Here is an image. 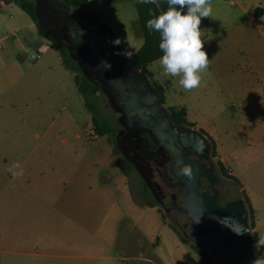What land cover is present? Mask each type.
<instances>
[{"label": "rangeland", "instance_id": "rangeland-1", "mask_svg": "<svg viewBox=\"0 0 264 264\" xmlns=\"http://www.w3.org/2000/svg\"><path fill=\"white\" fill-rule=\"evenodd\" d=\"M137 1L107 8L122 41L127 30L144 43ZM200 28L212 61L200 87L184 91L178 78L159 76L154 62L146 74L163 87L168 112L186 108L191 128L214 132L231 159L226 174L203 133L207 167L220 178L214 184L220 204L240 200L247 208L243 190L264 201V0H212ZM32 54L20 51L31 66L29 95L14 104L3 96L0 108V264H203L188 213L159 205L136 170L122 178L115 133L100 134L77 88L75 77L85 75L79 61L78 70L65 69L51 50ZM97 103L115 130L117 114L104 92ZM183 199L184 193L179 205Z\"/></svg>", "mask_w": 264, "mask_h": 264}, {"label": "flooded vegetation", "instance_id": "flooded-vegetation-1", "mask_svg": "<svg viewBox=\"0 0 264 264\" xmlns=\"http://www.w3.org/2000/svg\"><path fill=\"white\" fill-rule=\"evenodd\" d=\"M36 2L39 23L42 27L45 23L53 32L46 33L54 39H57L56 36L63 37L64 41L61 42L66 44L72 58L79 61L88 80L99 87L97 96L104 92L108 97L109 106L117 114V127L114 130L117 145L124 154V159L140 174L149 195L169 212L177 206L180 209L182 204L179 205V197L184 193L185 198L188 192L186 184L181 183L180 178L173 172L174 152L156 133L155 124L163 123V129L170 133L173 145L181 150L185 161L202 165L200 179L216 193L219 205H227L228 203L220 204V192L214 186L220 178L207 167V159L204 157L208 151L198 154L181 141L180 133L185 128H191L190 125L177 123L168 111L160 114L161 116L151 113V120L144 119L139 114L131 116L127 113L128 102L135 92L147 94L150 90L157 91L153 81L143 70L116 54L110 43L111 37L101 21L89 10L76 8L70 0ZM97 23L101 24L98 29L94 28ZM136 70L140 73L136 74ZM144 75L148 78L146 89L141 86ZM107 118L112 124L113 119ZM209 154L212 155V150ZM183 166L182 164L181 168Z\"/></svg>", "mask_w": 264, "mask_h": 264}, {"label": "water", "instance_id": "water-1", "mask_svg": "<svg viewBox=\"0 0 264 264\" xmlns=\"http://www.w3.org/2000/svg\"><path fill=\"white\" fill-rule=\"evenodd\" d=\"M72 9L74 10V6ZM100 25L97 23L94 28L98 29ZM135 73L139 74L140 71L136 70ZM141 82V86L146 89L148 78L145 75ZM127 113L131 116L139 114L142 118L151 120V113L161 116L168 112L161 104L158 93L150 90L147 94L135 92L128 102ZM155 126L156 133L175 154L173 172L188 189L180 209L188 212L194 221L195 226L190 231L198 237L200 246L208 253L213 264H253L255 259L264 258L259 247H256L257 239L253 235L244 202L237 200L225 206L219 205L216 193L200 179L202 165L185 161L181 150L173 145L170 133L163 129L164 124L157 123ZM180 138L193 152L203 154L209 150V140L196 129L185 128L180 133ZM182 164L191 166V178L181 174Z\"/></svg>", "mask_w": 264, "mask_h": 264}, {"label": "clouds", "instance_id": "clouds-1", "mask_svg": "<svg viewBox=\"0 0 264 264\" xmlns=\"http://www.w3.org/2000/svg\"><path fill=\"white\" fill-rule=\"evenodd\" d=\"M143 2L154 4L158 8L160 5V0ZM166 2L167 10L147 21V28L160 34L159 49L163 55L154 63L160 66L159 76L178 78L176 79L178 86L184 91H191L201 86L203 74L212 62L207 52L203 50V36L206 32L200 28L202 18L211 16L212 0H166ZM122 42L135 52L143 43V39H138L126 30L123 41L120 38L110 41L114 46H119ZM134 52L125 49L124 52L116 54L131 59ZM15 167L20 166L17 164ZM180 171L182 175L191 178L190 165L183 166ZM13 174L16 176L20 173ZM261 245H264V235L260 236L256 247ZM253 264H264V258L255 259Z\"/></svg>", "mask_w": 264, "mask_h": 264}, {"label": "trees", "instance_id": "trees-1", "mask_svg": "<svg viewBox=\"0 0 264 264\" xmlns=\"http://www.w3.org/2000/svg\"><path fill=\"white\" fill-rule=\"evenodd\" d=\"M70 2L76 8H81L84 10H89L90 5H91V2L89 0H70ZM11 3L18 4L25 12H27L31 16V18L35 21V23L38 27L39 33L42 36H45L52 41L51 47L60 53L64 65L68 69L78 70V67L74 63V59L72 58L66 44L57 40V39H54L50 35H48L44 31L41 24L39 23L38 17H37V2H36V0H0V6L9 5ZM136 7H137L138 14H139V22H140V26H141V29L143 32L144 43L141 46V48L138 50V52L132 56L131 59H128L124 55H121V56L124 59L128 60V62L131 63L133 66H135L138 69L143 70L146 73L147 72L146 68L151 63L158 60L163 55V53L159 49L160 34L158 32H155L154 30L150 31L147 28V21L149 19H152L155 16H158L159 14H161L162 11H166L168 5H167L166 0H160V5L158 8L154 4L144 3L143 0H140L137 2ZM184 11L186 12L187 9H184ZM262 13H263V9L257 8L256 15L261 16ZM93 15L96 16L95 13H93ZM101 23H102L103 27L108 31V33L111 37V41L115 40L116 39L115 30L108 23H103V22H101ZM112 47L114 48V50L117 53L118 52H120V53L124 52L120 45L114 46L112 44ZM75 82H76V85H77V88H78L80 94L83 96V98L85 100V105L94 114V120H95V125H96L97 130L103 136L113 134L114 128L112 127L110 119L107 118L105 115H103V113H102V111H101V109L97 103V92L99 91V87L96 84L89 81L85 75H83V76L77 75L75 77ZM154 86H155V89H156V91L160 97L161 103L164 104L165 103V97H164L163 87L157 82H154ZM169 113H171L172 118L175 119L177 121V123L192 126L191 122L188 119V113H187L186 108L171 107L169 109ZM202 132L205 135H207V137L209 138V140L212 144V155H214V156L218 155L217 145H216V142H214V138L211 135H209L208 133H206V131L203 130ZM218 164H219L220 169L224 173L226 172V174H228L227 172H228L229 167H227L220 159L218 161ZM121 166H122V169L124 170V172L126 174H130L133 171V167L125 159H123V161L121 162ZM230 178H232L239 185H241L240 181L235 176H233L232 174L230 175ZM243 195L247 201V210H248L249 217H250L251 227H252V229H254L255 228V212H254V209L251 205L250 199L247 196L245 191H243ZM148 204L151 207H154V204H152V202H148ZM253 235L258 241L259 238H258L257 233L253 232ZM258 247H259V249L262 252L263 257H264V246H258ZM200 254L203 258V264H213L212 260L210 259L209 255L206 251L201 249Z\"/></svg>", "mask_w": 264, "mask_h": 264}, {"label": "crops", "instance_id": "crops-1", "mask_svg": "<svg viewBox=\"0 0 264 264\" xmlns=\"http://www.w3.org/2000/svg\"><path fill=\"white\" fill-rule=\"evenodd\" d=\"M89 1L91 2L89 11L95 13L96 16H99V20L101 22L108 23L115 30L116 38H120L117 28L112 23L113 18L111 19L107 17V8L109 7V9L112 10V7H114L115 3L119 0ZM10 6H13L11 9L12 12L8 14L6 10ZM24 12L25 11L16 3L0 6V108L4 106L2 104L4 102L3 96L6 98L7 101H10L14 104V102L21 101L22 99L24 101L26 95H29L31 80L27 79L26 77L28 76L29 71L31 70V66L26 63L24 59H21V49H24L26 52L29 53H34L32 54V57L35 56V53L44 54L47 53L49 50L60 55L57 50L51 47V43L48 38L42 36L39 33V31L37 30V25L35 21L31 18V16H22L21 20H18V16H20V14H24ZM142 45L143 44H140L138 46V50L141 48ZM120 46L124 51L125 48L123 47V43H121ZM138 50L134 54H136ZM35 64L34 66H37V64ZM59 64L63 68L67 69V67L63 63L61 55ZM48 69L53 70V66L49 64ZM201 127L204 131H206V133H208L214 138L217 145L219 159L227 167H229L231 163L230 156L225 151L224 153H222L221 145L218 143L214 132L210 130V128L200 126V128ZM120 167L119 169L121 171L122 178H126L127 174L123 172ZM246 194L249 197L251 205L255 212V228L253 229V232H256L258 238H260V236L264 235V218L262 217L260 211V209L264 210V201L259 194H257V198H255L248 191H246ZM255 199H258L259 203H257Z\"/></svg>", "mask_w": 264, "mask_h": 264}]
</instances>
